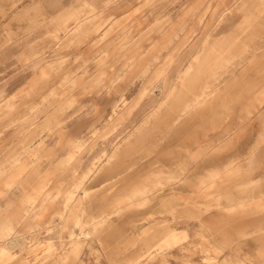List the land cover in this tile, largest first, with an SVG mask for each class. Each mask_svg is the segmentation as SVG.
<instances>
[{"label": "clouds", "instance_id": "9594fccd", "mask_svg": "<svg viewBox=\"0 0 264 264\" xmlns=\"http://www.w3.org/2000/svg\"><path fill=\"white\" fill-rule=\"evenodd\" d=\"M0 264H264V0H0Z\"/></svg>", "mask_w": 264, "mask_h": 264}]
</instances>
